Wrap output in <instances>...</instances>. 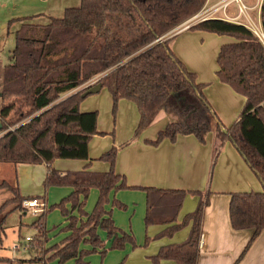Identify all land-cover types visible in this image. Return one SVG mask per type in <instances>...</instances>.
Wrapping results in <instances>:
<instances>
[{
    "label": "trees",
    "instance_id": "1",
    "mask_svg": "<svg viewBox=\"0 0 264 264\" xmlns=\"http://www.w3.org/2000/svg\"><path fill=\"white\" fill-rule=\"evenodd\" d=\"M206 3L207 0H81L79 6L66 8L62 17H51L47 24L22 23L2 76L0 120L5 133L0 136V162L46 163L45 189L52 186L73 189L52 206L60 208L69 218L65 229L70 233L60 244L45 248L48 239L44 224L50 209L46 207L34 222L39 234L29 241L28 248L53 253L45 260L37 256L17 262L0 256V264H31L34 260L52 259L61 263L75 259V264H90L86 256L98 250L105 256L110 249H123L127 243L136 245L135 238L116 226L111 211L106 210L112 191L132 188L146 191V226L169 225L160 236L172 235L192 223L185 241L161 246L151 256L152 262L173 260L177 264H198L210 190L130 186L125 175L116 171L117 146L98 158L110 164L107 171H93L89 165L82 170L64 172L54 167L58 158L89 160V143L94 135L102 134L97 128L99 112L80 109L81 102L91 95L84 97L83 93L92 85L79 87L98 75L101 76L96 83H102L112 94L114 113L121 99L137 104L140 119L133 139L165 110L173 119L155 139L146 143L158 146L164 140L176 142L180 135L187 134H194L205 143L207 135L215 132V138L220 141L215 148V161L225 141L237 148L263 185L262 191L231 194L233 228L251 232L234 264L244 258L264 231V40L247 25L221 18H209L188 28L234 39L220 46L216 75L246 100L236 122L227 127L204 92L209 83L198 81L197 74L173 51L174 37H168ZM261 22L264 33V0ZM73 90L76 91L63 97ZM0 187L13 193L10 200L15 203L5 214L7 202L0 207L2 247L10 212L27 210L22 205L24 200H45V196H23L18 186L7 181ZM92 188L99 190V197L89 213L85 205ZM187 194L199 197L197 207L177 223ZM112 202L114 206L126 207L117 199ZM67 203H71L72 211L79 212V217L70 213ZM100 229L107 232L109 248L105 247ZM82 244H90L92 249L81 248Z\"/></svg>",
    "mask_w": 264,
    "mask_h": 264
},
{
    "label": "crops",
    "instance_id": "2",
    "mask_svg": "<svg viewBox=\"0 0 264 264\" xmlns=\"http://www.w3.org/2000/svg\"><path fill=\"white\" fill-rule=\"evenodd\" d=\"M217 1L218 0H207L205 6L207 5L208 7H210ZM262 2L263 0H254L253 4H246L248 6L247 13L252 20V23L254 25L253 27L251 26V24H249L247 18L243 15L235 19V17L239 15L238 6L236 9H232L231 7L228 8V18L224 17L223 12H220L215 16L232 22H240L246 24L253 30L256 27L262 30ZM249 10H255V12H250ZM242 17H244V19H242ZM254 18L257 19V23L255 22L256 20H254ZM187 30L190 29L183 30L175 34L173 37L175 38L180 34L186 32ZM203 32L206 36L216 34L206 31ZM233 40L234 39L232 37L227 36V38L222 40V44ZM186 44L187 39L183 40L181 44H178V40H176L171 46L173 51L185 63L187 68L197 74L198 81L204 82L203 78L200 77L201 71L204 70L203 66L207 62V59H205V57H200V60L198 62L194 60L193 62H191L190 58L185 56ZM182 45L185 47V49H183ZM217 69L218 65L216 71ZM213 77V82H218L220 85L228 86L226 87L227 95L231 97H235L236 94L243 96L242 94L235 91L230 85L221 82L216 74H214ZM97 79L98 77L96 76L93 78V81H96ZM103 88L104 87H102V89ZM76 90L63 95V97L70 95ZM204 90L210 91V84H208ZM89 99H91V97L81 102V111H95L93 110L94 108L90 106V104L84 105L85 102H87V100ZM245 100L246 99L243 96L244 103ZM119 105L121 107L123 105L124 107L122 114H124L126 110H128L130 122L128 124L129 126L127 125L128 129L127 127L125 129V137L121 138V140H117L118 145L120 144V148L116 160V171L120 174L125 175L127 183L130 186H154L159 188H174L186 190L197 189L203 191L210 190V204L205 210L198 264H234L243 252L248 241L250 240L251 232L249 230H235L233 228L230 217L231 194L235 192L262 191L263 185L256 173L248 165L237 148L229 141L226 142L223 150L221 149L219 155L216 158L215 164L212 167L211 165L213 164L212 161L215 157V148L218 146V141L215 138V135H212L210 133L207 135L205 143L201 142L194 134L180 135L176 142H171L167 139L158 146L146 143V140L155 139L159 131L164 129L165 126L173 119V116L169 115L165 110L160 111L153 123L146 130H144L138 138L133 139L131 137L133 135V132L136 130L140 119L138 106L135 102L127 99H121L119 101ZM211 105L212 107L214 106L213 109L217 113V115L219 113L218 116L220 117V119L222 121H225L226 116L221 110L223 108L220 106V104H218L220 108L216 104L213 105L211 103ZM216 109L219 110L216 111ZM119 124L120 120H118L116 128L117 131L119 129ZM98 131L100 133H103L100 128H98ZM95 137L98 141H90L89 143V160L59 158L57 161H55V168L62 172L70 170L77 171L82 170L87 165H89V169L93 171L109 170L110 164L108 162L102 161L103 163H99L91 161L98 160L97 157L100 155V153H102V151H104L102 149H99L97 146V143L102 142L103 139L100 136ZM127 140L130 141V143L123 147V144L128 143ZM22 166H26V171H29L31 168L36 169L37 166H43L45 168L44 176H46L47 165L46 163L25 165L14 164L10 162H0V172L8 171L12 173V177L9 179L3 177L4 175L1 176L3 178L0 179V184L4 180H9L12 183L11 185L19 187L20 193L23 195L22 190L26 191V189H24V187L20 183L18 175V171ZM35 169H32L30 172L33 176L31 181L38 182V178L40 180V177L36 176L35 178ZM40 169L42 172L43 169ZM40 187L41 186H39L38 191L41 190ZM30 188L31 187H28L27 191H29ZM42 190L44 191V188H42ZM72 190L73 189L68 186H52L49 188L48 192H54V194H56L55 197L59 196L60 198L62 196H67L69 193L71 194ZM136 190L139 189L112 191L110 195L111 203L113 199H120L128 206L127 210H125V214H131L132 208L136 202H134L129 195L137 194V192L139 191ZM143 193L145 194V200L141 203V207L139 206L136 208V210L133 212V216L140 215V210L142 216H145L146 214L147 194L145 191H143ZM97 195L99 196V190L97 188H92L86 200V204L88 200H91L92 197L96 198ZM198 199V196L187 194L183 203V207L179 213L177 223L182 222L186 214L191 213L196 209ZM42 201H44L46 207H48L46 197L45 200L42 199ZM68 206L70 207L71 204H68ZM76 213L77 210L72 211V214ZM120 214L121 211H118L117 208L111 209V215L115 221L116 226L118 225V218ZM133 218L134 217H132L130 220H132ZM83 219H86V217H83ZM65 220V225H67L69 223V218L65 216ZM127 225L128 224L124 225V227H127ZM168 226V224H153L150 226H146L147 232L149 234L148 237H154V239L150 243V247L142 250L143 253L138 251L131 252L129 256V264H154L151 260V256L155 255L163 245L185 241L190 234L192 223L190 222L183 228L177 230L172 235L165 234L164 236H160V234ZM130 230H134V225L131 226ZM100 232L101 230H99V234ZM69 233L70 231H67V234L65 236H68ZM108 245H110L109 240ZM51 246L53 245L47 241L46 248H49ZM52 253L53 251L49 252L47 254V257H49ZM161 264L177 263L173 260H163ZM238 264H264V231H262L261 234L257 237L247 254Z\"/></svg>",
    "mask_w": 264,
    "mask_h": 264
},
{
    "label": "rangeland",
    "instance_id": "3",
    "mask_svg": "<svg viewBox=\"0 0 264 264\" xmlns=\"http://www.w3.org/2000/svg\"><path fill=\"white\" fill-rule=\"evenodd\" d=\"M244 1L246 4L249 5L254 3V0H244ZM80 3L81 0H0V90L2 85L4 66L10 62V56L16 45V31L21 27L22 23L30 22L35 24H47L48 22H50L51 17H62L64 15V11L66 8L77 7L80 5ZM230 7L232 9H236L237 4L232 3ZM249 11L255 12V10L254 11L249 10ZM18 18H25V19L23 21L16 20ZM242 19H244V17H242ZM254 20H256L255 22L257 23V19L254 18ZM184 33L173 38V40L171 41V45H173L176 40H178V44L179 43L181 44L183 40L187 39L185 56L189 57L191 62H193V60L198 62L200 60V57L203 58L205 57V59H207V62L203 66L204 70L201 71L200 78H203L204 82L210 84L211 90L210 91L204 90V92L207 98L209 99L210 103H212L213 105L216 104L218 107H219L218 104H220V106L223 108L221 110L225 114L226 118L225 121L222 122L225 124V126L229 127L232 124H234V122H236V120L238 119L239 114L244 106V101H243V96L239 94H236L235 97H231L227 95L226 87L228 86L220 85L218 82H213V78H214L213 76L214 74H216L215 71L218 65L217 56L220 49V45L222 44V40L227 38V35L213 34L211 36H206L203 31L193 30V29L187 30ZM259 34L264 39L262 33ZM182 47L183 49H185L183 45ZM97 77L98 79L95 82H93V79L89 80L88 82L83 84L80 87V89L96 84L100 76ZM89 97H91V99L87 100V102H85L84 105L90 104V106L94 108L93 110H97L99 112L98 128H100V130L103 131L102 134L94 135L91 139V142L98 141L96 140L95 136L97 137L100 136L103 140L102 142L97 143V146L99 149L104 150L102 151V153H104L106 150H108L113 146H117L118 148H120V144L118 145L117 140H121V138H124L126 135V134L124 135L125 129L130 122L129 121L130 116L128 110H126V112L122 114L124 107L123 105L122 107L118 105L116 113H114L112 95L107 87H104L98 93L89 95L87 98ZM87 98H85L83 101H85ZM0 103H1V99H0ZM217 110L219 109H216V111ZM118 120H120V124H119V129L117 131L116 128H117ZM18 124L12 126L11 129H14L16 126H18ZM134 133L135 131L133 132L131 138H134ZM210 134L215 135V132H211ZM127 142L130 141L127 140ZM226 142H228V140L225 141L224 146ZM219 145H220V141L218 140V146ZM224 146H222L221 148L222 150ZM102 153H100V155ZM100 155L98 157H100ZM58 159H56L55 161H57ZM55 161H54V167H55ZM91 161L103 163L100 160H96V161L91 160ZM214 162L215 160L212 161V163ZM25 167L26 166H22L18 171L20 183L22 184L24 189H26V191L22 190L23 196L27 197V196L40 195L46 197L48 208H50L47 212V216L44 224L46 236L50 244L52 245L60 244L64 240V238H66L65 235L67 234V230L65 229V227L68 224L65 225L66 223L65 215L62 213L61 209L58 207L52 208V206L60 203L65 197L70 195V193L67 196H62L60 198L59 196L55 197L56 194H54V192L52 193L48 192L49 188L45 189L44 186V180L46 177L44 176L45 168L43 166H37L36 169L31 168L29 171H26ZM40 168L43 169L42 172ZM32 169H35L34 170L35 178L36 176L40 177V180L38 178V182L31 181L33 176L32 173L30 172ZM1 176L9 179L12 177V173L8 171L0 172V179L3 178ZM4 181H7L8 183L12 184L9 180H4ZM39 186H41L40 187L41 190L42 188H44V191L43 190L42 191L40 190L41 192L38 191ZM28 187H31L29 191H27ZM58 187H62V186H58ZM142 187H146V186H142ZM132 189H139L136 190L139 192H137V194L129 195L132 198V200L136 202L132 208L131 214L128 215L125 214L126 213L125 210H127L128 206L120 199L117 200L124 203L126 207L121 208L118 206H114L113 202L112 203L110 202L107 204L108 206L106 205L107 206L106 210L111 211V209L117 208L118 211H121V214L118 218L117 226L121 228L123 232L132 235L135 238L136 245H133L132 243H127L125 248L123 249H110L108 250L105 256H102V253L100 252V250H98V252L86 256L85 260L90 264H126V263L129 264V256L131 252L138 251L143 253L142 252L143 249L150 247L149 245L153 241L154 237L153 238L148 237L149 234L146 228L145 216L141 215V210H140V215L133 216V212L136 210L137 207L139 206L141 207V203L145 200V194L143 193V191L145 190L141 188H132ZM124 190L127 189H122L121 191ZM13 196H14L13 193L9 189L5 187H0V207L7 202V205L3 209L4 210L3 214H5L7 211L11 210L15 206V203L10 200L13 198ZM98 197L99 196L97 195L96 198L92 197L91 200H88L85 206V211H88L89 213L90 211L91 212L93 211L96 202L98 200ZM8 200L10 201L8 202ZM68 204L71 203H67L66 207L69 209L70 213L72 214V205L69 207ZM44 209L45 207H42V210H40L39 212H35L34 208H30L28 210L17 209L10 212L5 224L6 234L3 239V246L0 247V256L9 257L13 262H17V259H35L37 256L41 257V259L43 260L47 258V254L51 251L36 252L33 248L31 249H29L30 247L28 248V244H30V242L27 241L28 237H32L33 240L34 239L33 237H36L39 234V229L36 226H34V222L38 220L40 215L43 213ZM72 215H76L78 217L80 216L78 211L76 214H72ZM132 217L134 218L130 220ZM126 224H128L127 227H124V225ZM132 225H134V230H130ZM100 236L105 241V247L109 248L111 245V241H110V245H108L107 232L101 230ZM16 245L19 247L15 248ZM44 246L46 248V243ZM81 248L91 250L92 246L90 244H82ZM31 264H75V259L68 260L64 263H61L58 259L46 260V262L42 260H34L32 261Z\"/></svg>",
    "mask_w": 264,
    "mask_h": 264
},
{
    "label": "built area",
    "instance_id": "4",
    "mask_svg": "<svg viewBox=\"0 0 264 264\" xmlns=\"http://www.w3.org/2000/svg\"><path fill=\"white\" fill-rule=\"evenodd\" d=\"M232 3H236L238 6V11H239V15L236 18H238L239 16L243 15L244 17L247 18L249 24H251V26L253 27V23L251 18L248 16V6L246 5V3L244 2V0H218L216 3H214L212 6L208 7L207 5L203 7V9L200 11V13H197L196 15H194L193 17H191L190 19H188L187 21H185L184 23H182L181 25H179L178 27H176L175 29H173L169 34L168 37H172L175 34L188 29L190 26L209 19V18H218L217 15L220 12H223L224 17L228 18V8L230 7V5ZM240 23V22H239ZM246 25V24H245ZM250 26V25H249ZM253 30V29H252ZM257 35H259L261 37V35L259 34V32L256 31V29L253 30ZM264 37V36H263ZM262 38V37H261ZM263 39V38H262ZM264 40V39H263ZM95 82V81H93ZM5 132H1L0 136L3 135ZM23 207L25 209H30V208H34L35 212H39L40 210H42V207L46 208V204L44 201L38 199V198H34V199H27L23 201ZM32 240V237H28L27 241ZM19 246H15V248H18Z\"/></svg>",
    "mask_w": 264,
    "mask_h": 264
},
{
    "label": "water",
    "instance_id": "5",
    "mask_svg": "<svg viewBox=\"0 0 264 264\" xmlns=\"http://www.w3.org/2000/svg\"><path fill=\"white\" fill-rule=\"evenodd\" d=\"M263 33V31H262ZM263 36H264V33H263ZM103 87V84L98 82L94 85H92L89 89H87L84 93H83V96H87L89 94H95V93H98L99 91H101ZM224 131H226V129H224ZM3 132V123L1 122L0 120V133Z\"/></svg>",
    "mask_w": 264,
    "mask_h": 264
},
{
    "label": "bare ground",
    "instance_id": "6",
    "mask_svg": "<svg viewBox=\"0 0 264 264\" xmlns=\"http://www.w3.org/2000/svg\"><path fill=\"white\" fill-rule=\"evenodd\" d=\"M255 29H256L257 32L262 33V30L261 29H259L257 27ZM262 35H263V33H262Z\"/></svg>",
    "mask_w": 264,
    "mask_h": 264
}]
</instances>
